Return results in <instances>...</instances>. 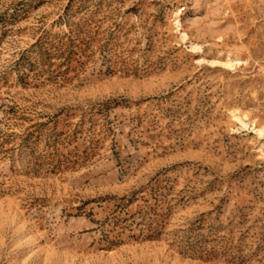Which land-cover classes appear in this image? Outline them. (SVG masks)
<instances>
[{"label":"rangeland","instance_id":"rangeland-1","mask_svg":"<svg viewBox=\"0 0 264 264\" xmlns=\"http://www.w3.org/2000/svg\"><path fill=\"white\" fill-rule=\"evenodd\" d=\"M0 264H264V0H0Z\"/></svg>","mask_w":264,"mask_h":264}]
</instances>
